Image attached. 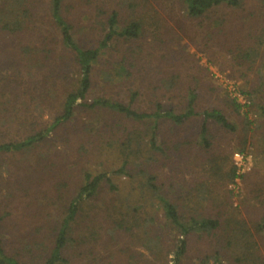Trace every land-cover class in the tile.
<instances>
[{"label": "rangeland", "instance_id": "rangeland-1", "mask_svg": "<svg viewBox=\"0 0 264 264\" xmlns=\"http://www.w3.org/2000/svg\"><path fill=\"white\" fill-rule=\"evenodd\" d=\"M15 2L27 15L16 32L0 30V142L43 138L0 153L8 252L43 264L89 173L104 177L71 222L68 264H174L178 234L161 196L184 219L219 222L209 235H191L180 264H218L215 254L221 264H264V3L243 0L192 18L181 0H63L84 48L98 46L112 12L119 29L141 24L137 38L114 39L101 51L88 103L107 98L140 113L179 112L194 91L196 111L219 109L235 125L210 119L201 134L202 115L176 125L83 105L52 128L82 70L62 43L51 0H0V9Z\"/></svg>", "mask_w": 264, "mask_h": 264}, {"label": "trees", "instance_id": "trees-1", "mask_svg": "<svg viewBox=\"0 0 264 264\" xmlns=\"http://www.w3.org/2000/svg\"><path fill=\"white\" fill-rule=\"evenodd\" d=\"M243 0H181L185 7V11L189 17H200L212 9L219 6L239 7ZM264 3V0H261ZM63 0H51L50 15L53 22L59 27L61 31V39L65 48H68L74 53V59L79 68L82 70V77L80 85L67 93L63 103V113L56 117L52 128L63 121L69 120L78 105L83 106H98L115 110L121 114L132 117L134 119L142 120L150 117L166 118L176 125L185 124L190 118L197 115H202L204 123L201 134L207 133L206 123L208 120H213L219 123L227 130H235V125L228 119V117L219 109L206 110L203 112L196 111L195 100L196 94L191 91L187 100L186 107L182 111H175L174 109L161 111V106L153 113H140L132 107L131 104H125L118 101H113L107 98L94 99L92 103L87 102V95L91 87V71L93 65L99 60L101 51L109 46V43L117 38L135 39L140 34L141 24L138 21H131L123 28H117L118 13L112 12L106 21V33L100 40L97 47H82L75 38L73 33V26L63 16ZM27 15V11L22 10L18 3L8 5L0 9V30L16 32L23 28L25 20L20 19V16ZM235 109L239 110L241 104L236 101L233 102ZM261 114L264 116V108H260ZM204 137V136H203ZM43 134H36L28 136L23 140L14 142H0V153L18 152L32 146L36 141H40ZM205 138V137H204ZM103 175L93 176L89 173L85 174V181L79 190L78 194L70 202L66 217L63 219L58 234L55 238L54 245L49 252L47 258L44 259L43 264H68V259L64 255V248L68 242V236L71 230V222L75 219L82 201L95 194L98 190L100 181ZM114 188V186H112ZM161 205L166 215V220L169 225L177 230L178 244L175 250V263L180 264L181 260L186 256L189 239L195 232H200L202 235H209L219 227V222L211 218H190L184 219L178 210L176 204L169 199L161 196ZM3 217L0 215V264H25L19 258V252H8L4 238L1 234V225ZM261 227H264V223ZM215 262L220 263L219 254L214 255Z\"/></svg>", "mask_w": 264, "mask_h": 264}, {"label": "built area", "instance_id": "built-area-1", "mask_svg": "<svg viewBox=\"0 0 264 264\" xmlns=\"http://www.w3.org/2000/svg\"><path fill=\"white\" fill-rule=\"evenodd\" d=\"M236 159L237 163L239 164L240 162H242L243 157L240 154H236Z\"/></svg>", "mask_w": 264, "mask_h": 264}]
</instances>
